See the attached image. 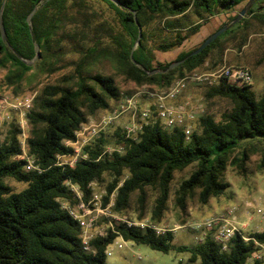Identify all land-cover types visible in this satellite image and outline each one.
<instances>
[{
    "label": "trees",
    "instance_id": "obj_1",
    "mask_svg": "<svg viewBox=\"0 0 264 264\" xmlns=\"http://www.w3.org/2000/svg\"><path fill=\"white\" fill-rule=\"evenodd\" d=\"M4 1L6 39L2 38L0 30V67L9 68L8 79L18 93L27 73L51 55L55 44H59L57 36L69 7L85 0H0V9ZM103 1L114 9L122 25L124 32L115 40L116 48L123 72L133 87L124 90L112 75L85 74L82 70L78 72L76 83H72L74 77L69 76L57 84L43 87L29 111L30 136L27 140L29 152L41 171L26 170L24 160L18 158L22 154L21 131L17 125H11L7 137L0 140V264H106L107 249L119 236L162 252H188V264H262L259 260L250 262V259L259 251L260 244H264V229L248 236L237 232L229 249L224 250L211 235L192 245H175L172 232L157 234L152 229L143 230L115 222V231L107 228L106 235H96L92 240V250L84 248L80 226L61 203L64 199L73 205L78 201L66 181L77 184L83 190L85 200L92 194L90 183L100 181L106 188L105 205L115 194L113 212L128 219L132 217L127 213L135 194L138 217H146L148 189L151 188L157 193L151 217L160 222L167 210L171 183L177 171L195 166L176 192L178 207L185 210L188 199L196 194L206 204L211 198L226 193L229 184L224 176L229 163L245 173L256 142L264 141V93L257 97L253 83L223 78L211 86L207 94L230 99L232 107L221 119L212 114L202 116L199 128L189 139L182 128L165 129L159 120L144 125L136 139L128 137L119 126L113 134L102 132L87 145L86 159H78L74 166L59 165L58 155L74 151L66 141H76L77 132L89 116L113 109L124 96L134 94L145 85L168 89L178 79L204 67L224 36L239 28H249L252 18L264 21V11L253 6L246 17L200 53L191 55L201 44L181 52L174 61L186 60L169 72L150 74L154 69L165 70L174 62L155 61L149 40L151 21L158 17H175L163 23L164 36L156 45L157 49L166 52L182 46L196 35L209 17L231 10L244 0ZM256 2L264 6V0ZM35 7L38 9L29 25L27 17ZM191 9L199 21L186 25L179 15L185 16L184 13ZM133 11L137 12L142 28L141 40L133 54L138 65L130 57L139 36ZM36 44L40 46L41 54L31 65L29 62L36 56ZM87 51L92 54L96 49L90 46ZM213 65L212 70H216L223 64L215 62ZM227 65L246 67L254 76L249 66ZM83 68L81 64L80 69ZM112 142L120 144L123 151L103 154ZM124 176L125 180L119 184ZM9 178L26 183V187L15 191L6 181Z\"/></svg>",
    "mask_w": 264,
    "mask_h": 264
},
{
    "label": "rangeland",
    "instance_id": "obj_2",
    "mask_svg": "<svg viewBox=\"0 0 264 264\" xmlns=\"http://www.w3.org/2000/svg\"><path fill=\"white\" fill-rule=\"evenodd\" d=\"M248 2L249 0H244L231 10H225L209 17L207 21L203 22V26L196 35L186 40L182 46L166 52L157 49L156 45L160 37L164 36L163 28H161L163 23L175 17L164 16L154 19L150 22L151 35L149 36V40L150 46L154 49L155 61L163 63L174 61L181 52L192 50L202 44L208 36L217 31L222 25L229 26V28L233 27L242 19L232 24L235 20H232V18L239 14L247 6ZM256 3V0L252 2L247 13L242 18L247 16L253 6H258L260 12L264 11V6ZM184 14L186 15L179 16L181 22L186 25H191L199 21V18L192 9ZM123 32L117 13L105 1L85 0L82 4L71 5L62 18V29L57 36L59 44H55L51 55L37 63L27 73L18 93L15 91V85L8 79L10 73L9 68L0 67V94L10 98L17 96L25 97L34 94V106L43 87L49 84H57L69 76H73L74 80L72 83H76L78 80V72L81 70L85 74L101 73L112 75L116 78L118 85L122 89H131L133 83L126 78L123 72V66L119 62V53L115 42L117 38L121 37ZM99 41L100 44H98ZM90 46H94L96 52L89 54L87 48ZM40 54L41 52H39V56L34 57L31 65L36 63ZM215 62L217 64L240 63L252 68L254 72L252 82L253 90L256 96L260 97L264 93V21L252 18L249 28H239L235 33L224 36L219 46L211 52L210 58L204 67L184 77L187 79L186 88L180 96L171 100L170 103L189 104L195 107L197 111V119L193 126L195 130L199 128V121L202 116L212 114L217 119H221L224 112L230 110L232 107V101L230 99L207 94L208 89L217 82H201L196 78L197 76L205 77L206 75H210L214 71L212 68ZM81 64L84 65L83 69H80ZM138 90H142L143 92L162 91L147 85L140 87ZM145 105L146 101H143V106ZM29 113L26 118L27 140L30 136ZM107 113V111L102 110L95 115L89 116L88 121L83 126L89 127L100 122ZM10 115L11 119L8 121L9 123L4 125L1 140L5 139V136L7 137L6 134H8L12 124L17 125L20 131H22L21 123H23L24 119L21 120L17 112ZM129 122L130 119L124 116L117 120L110 128H107L105 132L113 134L117 127L121 126L124 128ZM87 135L88 131L85 132V135H81L76 143L70 145L74 150L71 156L80 158L83 153L88 156V152L85 151V147L87 146L85 144V136ZM19 139L20 142L24 140L21 132ZM109 146L117 148L120 144L112 142L106 146L105 150ZM27 151L28 155H31L28 147ZM22 152L24 151L22 150ZM107 154L109 155L110 153L107 152ZM194 169L195 166L191 165L183 171H177L175 173L171 183L168 207L162 221L156 222L152 220L151 210L157 193L151 188L148 189V214L143 219L138 217L136 211L137 196L135 194L132 199V206L127 213L128 216H132L130 220L155 222L160 227L169 228L175 227L176 225H183L182 228L172 232L175 234V245H192L200 242L197 238L198 233L188 225L195 221H204L208 217L227 214L230 210H233L230 218L240 228L242 234L248 236L252 232L264 229V141L256 142L255 149L251 152L249 160L246 163L245 173H241L236 165L229 163L224 176V180L229 184L225 194L211 198L206 204L202 203L196 194L188 199L186 209L183 210L177 205L176 192L180 188L183 180L188 178ZM125 178L126 176L122 177L119 184H122ZM6 181L15 191H20L26 187V183L12 178ZM96 190H104L106 192V188L100 181L97 183ZM122 238V236H119L109 245L106 264L189 263L190 254L188 252H178L177 250L162 252L152 249L147 244L137 243L131 240L126 241ZM250 262H253L252 257Z\"/></svg>",
    "mask_w": 264,
    "mask_h": 264
},
{
    "label": "built area",
    "instance_id": "obj_3",
    "mask_svg": "<svg viewBox=\"0 0 264 264\" xmlns=\"http://www.w3.org/2000/svg\"><path fill=\"white\" fill-rule=\"evenodd\" d=\"M199 81H208L210 83L219 82L223 78H229L232 80L252 83L253 75L251 71L246 67H233L227 64H223L220 68L214 70L210 75L205 77L197 76ZM187 86V79H178L168 89L162 91H142L139 90L132 95L124 96L118 104L100 120L89 127L82 126L77 132L76 141H68L66 144L71 145L79 140L81 135H85L88 131L85 144L88 145L94 141L102 132H105L107 128H110L117 120L126 116L130 119L129 124L124 126V131L128 137L134 139L139 137L144 125L161 121L164 128L172 130L174 128H182L187 138L189 139L192 133L195 131L194 123L197 119V111L194 106L189 104H172L171 100L176 99ZM34 100V94L27 95L25 97H8L0 94V140L3 137L4 125L9 123L11 115L14 112L19 114L23 123H21L24 140L22 144V154L18 155V158L24 160V166L27 170L37 169L41 171L39 165L36 164L35 158L32 155H28L27 151V132H26V118L29 111L32 109ZM143 101H146V105L143 106ZM113 151L122 152L123 147L112 148L109 146L105 150V154ZM80 158H87L85 153L81 154ZM80 158L71 156V153L58 155V164H69L74 166L76 161ZM70 187L71 192L78 200L76 204H71L68 199L61 201L62 206L69 214L77 221L82 230V242L84 248L87 251L92 250L91 242L96 235L104 236L107 234V228H111L115 231V222H122L128 224V226H136L140 229L147 230L152 229L157 234H164L166 232H175L183 227V225H176L175 227H160L155 222L148 221H133L126 217H123L113 212L115 205L114 195L112 194L109 203L105 205L104 197L106 192L104 190H96L98 181L90 183L92 194L88 200L84 198L83 190L71 181H66ZM233 210L227 212V214L220 216L208 217L204 221H195L188 226L198 233V241L202 242L208 235H211L216 242H218L224 250H228L232 238L237 232L241 233L240 228L231 220L230 215ZM123 239V238H122ZM121 246V245H120ZM253 262L256 260H262L264 262V244H260L259 251L252 255Z\"/></svg>",
    "mask_w": 264,
    "mask_h": 264
},
{
    "label": "water",
    "instance_id": "obj_4",
    "mask_svg": "<svg viewBox=\"0 0 264 264\" xmlns=\"http://www.w3.org/2000/svg\"><path fill=\"white\" fill-rule=\"evenodd\" d=\"M254 0H249L247 6L241 10V12L238 14V16L235 18V20L232 22V24H235L237 23L238 21H240L242 19V17L247 13L250 5L252 4ZM4 7H5V1L3 2L2 4V7L0 9V30H1V34H2V38L5 40L6 39V30H5V25H4V19H3V10H4ZM38 7H35L32 12L28 15L27 17V22L29 25H31L32 23V18H33V15L36 13ZM133 14H134V19H135V22L137 23L138 27H139V36H138V39L131 51V54H130V57L132 59V61L138 65V63L136 62V60L134 59V51L136 49V47L138 46L140 40H141V37H142V28L140 26V23L138 21V18H137V12L136 11H133ZM229 28V26H222L221 28H219L217 31H215L214 33H212L210 36H208L204 41L203 43L199 46V48H197L195 51L192 52L191 55H196L198 53H200L201 51H203V49L205 47H207L210 43H212L217 37H219L223 32H225L227 29ZM35 50H36V57L39 56V50H40V46L38 44L35 45ZM186 59H181V60H177V61H174L172 63L169 64V66L165 69V70H161V69H154L150 72V74H156V73H160V72H169L170 70H172L173 68L179 66L180 64H182ZM29 64H32V62H29Z\"/></svg>",
    "mask_w": 264,
    "mask_h": 264
}]
</instances>
